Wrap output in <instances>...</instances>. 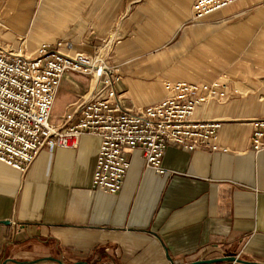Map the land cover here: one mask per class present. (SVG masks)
I'll return each instance as SVG.
<instances>
[{
  "label": "crops",
  "instance_id": "0c3cea01",
  "mask_svg": "<svg viewBox=\"0 0 264 264\" xmlns=\"http://www.w3.org/2000/svg\"><path fill=\"white\" fill-rule=\"evenodd\" d=\"M196 0H0V45L34 54L43 43L100 53L119 69L124 106L162 101L168 81L219 83L228 98L200 105L219 119L216 150L169 146L165 173L130 153L123 187H94L101 138L41 149L27 171L0 160V264L264 263V0H237L194 20ZM68 72L52 110L60 124L90 90Z\"/></svg>",
  "mask_w": 264,
  "mask_h": 264
},
{
  "label": "built area",
  "instance_id": "2783aa9c",
  "mask_svg": "<svg viewBox=\"0 0 264 264\" xmlns=\"http://www.w3.org/2000/svg\"><path fill=\"white\" fill-rule=\"evenodd\" d=\"M237 0H196L194 20ZM71 42L43 43L32 54L0 45V160L25 172L41 149L77 148L84 134L101 138L94 187L117 193L139 149L148 168L165 173L166 149H219V119H196V109L228 95L219 83L168 81L165 98L139 110L124 106L117 86L119 69L100 54L71 52ZM95 78L94 88L74 105L60 124L52 110L66 73ZM251 147L264 150V118L253 120Z\"/></svg>",
  "mask_w": 264,
  "mask_h": 264
},
{
  "label": "water",
  "instance_id": "95a60500",
  "mask_svg": "<svg viewBox=\"0 0 264 264\" xmlns=\"http://www.w3.org/2000/svg\"><path fill=\"white\" fill-rule=\"evenodd\" d=\"M234 261V260H239L242 261L239 258L236 257H225V258H216V259H210V260H204V261H197V262H192V263H188V264H221L223 262L226 261ZM252 264H264V263H252Z\"/></svg>",
  "mask_w": 264,
  "mask_h": 264
},
{
  "label": "bare ground",
  "instance_id": "6f19581e",
  "mask_svg": "<svg viewBox=\"0 0 264 264\" xmlns=\"http://www.w3.org/2000/svg\"><path fill=\"white\" fill-rule=\"evenodd\" d=\"M93 81H94V83H93V85H92V87H91V88H94V86H95V83H96V79L94 78V79H93Z\"/></svg>",
  "mask_w": 264,
  "mask_h": 264
}]
</instances>
